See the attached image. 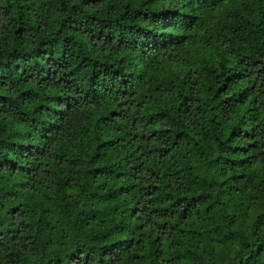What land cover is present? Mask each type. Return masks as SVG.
<instances>
[{"label": "trees", "instance_id": "trees-1", "mask_svg": "<svg viewBox=\"0 0 264 264\" xmlns=\"http://www.w3.org/2000/svg\"><path fill=\"white\" fill-rule=\"evenodd\" d=\"M0 264H264V0H0Z\"/></svg>", "mask_w": 264, "mask_h": 264}]
</instances>
